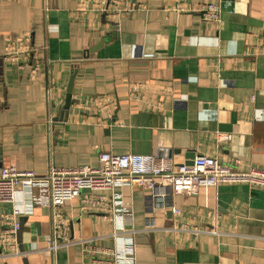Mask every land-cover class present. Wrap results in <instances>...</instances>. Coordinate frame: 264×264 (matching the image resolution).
<instances>
[{"label":"crops","instance_id":"obj_1","mask_svg":"<svg viewBox=\"0 0 264 264\" xmlns=\"http://www.w3.org/2000/svg\"><path fill=\"white\" fill-rule=\"evenodd\" d=\"M198 2L219 3L220 21L174 9ZM25 29L39 74L0 60V164L44 174L52 136L58 166H95L108 151L264 169V0H112L107 11L86 0H0V37ZM41 70L58 99L50 109ZM106 94L115 106L101 108ZM17 189L20 253L0 249V264H100L84 243L122 248L115 222L81 212L75 196L60 209L73 242L51 252L45 193ZM160 191L121 187L131 211L117 221L123 240L133 237L123 264H264V188Z\"/></svg>","mask_w":264,"mask_h":264},{"label":"built area","instance_id":"obj_2","mask_svg":"<svg viewBox=\"0 0 264 264\" xmlns=\"http://www.w3.org/2000/svg\"><path fill=\"white\" fill-rule=\"evenodd\" d=\"M93 9L108 10L112 0H86ZM177 11H196L201 20L219 22L221 8L216 2H198L193 5L178 4ZM0 60L10 62L18 69L31 66L29 76L35 78L39 74L41 60L32 63L35 55L32 31L25 29L14 35L0 37ZM43 68V67H42ZM44 78L45 101L48 109L53 108L58 99L54 95L50 72L41 70ZM103 104L101 108L116 105V99L110 94L98 98ZM87 110L88 108H84ZM112 121L111 114H108ZM119 123V120H113ZM48 143V167L44 174H37L32 169H19L11 164H0V204H11L8 211H0V249L6 254H19L18 229L20 227L21 210L15 206L18 186L45 193L46 205L50 213V231L46 248L55 252L61 246L71 244L69 239V222L60 211L64 203L77 196L80 200V211L97 213L114 223L111 236L121 249L104 246L99 242L84 243V252L100 264H123L127 252L132 251L133 237L124 238L122 220L131 211L125 202L121 187L138 186L151 190H162L172 194H194L201 186L218 183H243L249 186L264 188V169L250 166L241 170L234 165L219 162L210 154L196 155L191 164L174 163L171 159L161 158L153 154L127 152L115 154L101 151L95 166L88 164L78 166H58L52 158V136ZM172 210L177 213L176 208ZM123 249V250H122Z\"/></svg>","mask_w":264,"mask_h":264},{"label":"water","instance_id":"obj_3","mask_svg":"<svg viewBox=\"0 0 264 264\" xmlns=\"http://www.w3.org/2000/svg\"><path fill=\"white\" fill-rule=\"evenodd\" d=\"M68 91H69V93L67 94V97H68V99H69V96H70V92H71V81H69V84H68ZM1 157V156H0ZM192 162V161H191ZM187 164H191V163H187Z\"/></svg>","mask_w":264,"mask_h":264}]
</instances>
